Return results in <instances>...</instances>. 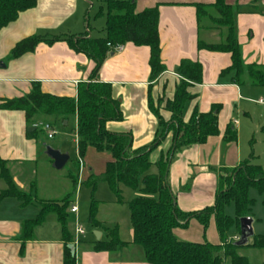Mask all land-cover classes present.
I'll return each instance as SVG.
<instances>
[{
  "label": "crops",
  "instance_id": "crops-1",
  "mask_svg": "<svg viewBox=\"0 0 264 264\" xmlns=\"http://www.w3.org/2000/svg\"><path fill=\"white\" fill-rule=\"evenodd\" d=\"M94 1L39 0L33 9L20 14L18 20L1 31L0 106L3 101L26 97L36 84L44 94L77 99L79 85L90 83L95 63L86 55L76 53L67 42L52 46L40 44L34 53L17 59L10 57L14 48L30 37L67 38L89 32L91 38L99 39L101 32L92 27L89 20V8ZM96 1L107 12V0ZM117 1H133L137 13L159 7V36L166 71L152 81L148 47L129 43L124 45L123 52L110 53L96 81L111 86L112 97L120 104L123 120L108 123L106 129L112 134L132 135L135 150L150 146L160 129L151 104L163 120L169 122L172 114L167 105L174 102L177 89L186 81L178 71L181 63L185 60L200 63L202 82L188 90L192 100L186 104L184 122L188 123L195 111L209 114L219 107V135L209 138L205 144L178 152L170 165L169 184L182 212H202L215 205L221 169H234L247 160L264 167V87L236 84L234 72L224 74L232 66L230 54L199 49L200 42L217 45L225 39L226 29L213 23L212 18L217 17L213 9H208L211 15L200 22L198 19L196 6L210 7L216 0ZM226 4L235 10V35L244 64L264 67V0H226ZM101 16L106 23L107 13L104 15L101 11ZM102 37H106V28L102 30ZM47 120L38 119L28 124L24 112L0 109V160L6 163L16 188L32 196L28 206L12 198L0 201V264H64L66 245L56 215L50 214L45 223L34 230L30 241L20 240L23 223L40 214V203L58 201L39 198L41 167L49 172L53 168L45 158L41 138L36 140L29 136L30 128L37 129L36 125L49 123ZM75 122L77 129L76 119ZM69 123L65 121L64 127ZM229 128L237 132L236 143L224 140ZM172 145L170 134L152 152L151 175L157 174L156 164ZM111 161L108 155L107 164ZM7 188L0 178V194ZM68 191L69 187L62 190L64 194ZM174 235L186 243L220 244L214 217L206 230L194 219L187 228L175 230ZM75 236H72V248L77 264H149L144 250L133 244V228L128 241L120 238L128 246L117 252H98L95 243L99 241L81 238L84 235L77 236L76 232Z\"/></svg>",
  "mask_w": 264,
  "mask_h": 264
},
{
  "label": "trees",
  "instance_id": "trees-1",
  "mask_svg": "<svg viewBox=\"0 0 264 264\" xmlns=\"http://www.w3.org/2000/svg\"><path fill=\"white\" fill-rule=\"evenodd\" d=\"M39 0H0V33L18 20L20 14L33 9ZM106 37L93 39L89 32L81 36L65 37H30L20 42L12 51L11 59L34 53L40 44L52 46L58 42H67L79 54H84L95 63L90 83L81 84L77 99L60 98L42 92L36 84L32 92L24 98L3 101L0 109L22 111L26 114L28 124L38 119L58 120L64 126L71 118L77 120V154L83 161L88 150L100 154H109L112 161L107 164L105 173L100 177L92 176L88 187L92 194L98 183L109 186L119 205L124 204L122 187L139 191L138 196L129 204L130 219L133 228V244L144 250L149 264H251L248 258L240 255L236 246L240 238V220L251 215L255 204L250 199V190L255 189L264 202V167L252 160L241 163L234 169L219 171V191L215 205L199 213H184L177 205L176 196L170 188L169 171L175 155L183 149L194 145L205 144L209 138L219 135V107L209 114L195 111L188 123L184 122L186 104L192 100L188 90L202 82L200 63L185 60L179 67V74L186 80L177 89L174 102L167 105L172 119L165 122L158 110L151 104L152 112L159 120V132L155 141L147 147L135 150L133 136L130 134H112L106 125L110 122H121L123 114L118 101L112 97L108 84L97 82L99 70L111 51V47L132 43L138 47H148L151 52V79L157 80L166 68L162 62V51L159 36V7L137 13L133 1L107 0ZM199 22L208 17V9H213L217 17L213 23L218 28L226 29L225 39L217 45L199 43V49L208 52L230 54L232 66L224 74L234 72L235 83L240 86L251 85L264 87V67L245 65L242 49L236 39L234 15L235 10L226 4V0H216L213 6H196ZM54 125L53 123H49ZM173 136V145L169 152L156 164L157 174L151 175L150 155L169 135ZM45 135L37 128L29 134L39 140ZM224 140L236 143L238 135L229 128ZM0 178L7 184V190L0 194V201L6 198L18 200L23 206L32 202V196L20 192L14 185L6 163L0 160ZM74 188L78 185L76 176H69ZM142 181V189L140 188ZM72 196L63 201H42L40 214L22 226V242L33 238L34 230L43 225L50 214L57 216L61 225L63 241L66 245L64 264H77L72 252L73 238L68 228V210L73 205ZM234 205L235 218L225 214L226 207ZM97 202H92L90 222L97 229L107 232V241L95 243L98 252H117L128 246L119 237V229L108 230L96 220ZM215 218L220 235V244L186 243L180 241L174 231L185 229L194 219L206 230L210 220ZM253 244L246 246L264 250V236H254ZM245 248V247H244Z\"/></svg>",
  "mask_w": 264,
  "mask_h": 264
},
{
  "label": "rangeland",
  "instance_id": "rangeland-1",
  "mask_svg": "<svg viewBox=\"0 0 264 264\" xmlns=\"http://www.w3.org/2000/svg\"><path fill=\"white\" fill-rule=\"evenodd\" d=\"M101 11L106 15V9L102 10V4L96 0L93 2V7L89 8V20L90 25L101 32L106 28L105 19L101 16ZM211 15L212 12H209ZM105 17V16H104ZM46 122L53 123L58 128V135L49 140L45 135H42L41 140L43 148H45V158L50 160L51 172L46 170V167H41L39 179V198L63 201L71 198V201L79 208V213L76 216L70 213L68 210V228L70 234L75 236V229L78 226H82L85 229L84 237L94 238L97 240L96 233L102 235V241L107 240V232L104 229L96 230L93 224L90 222V211L92 202H97V215L96 220L102 223V226L108 230L119 229V237L123 241H128L130 232L132 231V224L130 219L129 204L133 202L138 196L139 191H133L128 188L122 187V196L124 200L123 205L116 204V197L105 183H98L95 192L92 194L91 189L88 187V182L92 176L100 177L105 173L107 167V157L109 154H100L93 150H88L86 157L80 164V160L77 154V131L76 122L74 118H71L68 127L62 126V123L58 120H47ZM57 148H60L57 149ZM52 152H63L62 155L68 156V162L62 169L55 167V161L52 159ZM110 156V155H109ZM89 169L93 171L90 172ZM46 170V171H44ZM156 172L155 169H153ZM151 174V173H150ZM76 176L78 185L74 188L68 177ZM53 183V186H51ZM65 187H69V194L63 197L67 193H63L62 190ZM140 188L142 189V181H140ZM61 194V195H60ZM63 194V195H62ZM250 199L254 200L255 204L252 208L251 215L254 216V235L264 236V202L263 197L260 196L257 190L252 189L249 193ZM225 214L229 217L235 218L236 211L234 205L226 207ZM254 238L249 240V245L253 244ZM242 256L248 258L251 264H264V250H257L254 248H242L239 252Z\"/></svg>",
  "mask_w": 264,
  "mask_h": 264
},
{
  "label": "water",
  "instance_id": "water-1",
  "mask_svg": "<svg viewBox=\"0 0 264 264\" xmlns=\"http://www.w3.org/2000/svg\"><path fill=\"white\" fill-rule=\"evenodd\" d=\"M36 128H30L29 132H34ZM52 159L55 161V167L62 169L68 162V156L62 155L61 152H52ZM254 219L252 217L243 218L240 220V238L236 243L239 248H244L249 245V240L254 238ZM97 241L101 240V234L96 233ZM73 253H74V248Z\"/></svg>",
  "mask_w": 264,
  "mask_h": 264
},
{
  "label": "built area",
  "instance_id": "built-area-1",
  "mask_svg": "<svg viewBox=\"0 0 264 264\" xmlns=\"http://www.w3.org/2000/svg\"><path fill=\"white\" fill-rule=\"evenodd\" d=\"M109 47L111 48V51L113 53H116V52L120 53V52H123L124 49H125L124 45H118L116 47L109 46ZM36 127L41 129L44 132L45 136L49 140H53L58 135L57 129L53 125H51L49 123H41L39 125H36ZM77 139H78V135H77ZM78 141H77V144H78ZM80 164L82 165V161L81 160H80ZM70 213L77 217V215L79 213V208L75 204H73L71 206ZM75 232H76L77 236L85 235V229L82 226H80V225L78 226V224H77V227L75 229Z\"/></svg>",
  "mask_w": 264,
  "mask_h": 264
}]
</instances>
